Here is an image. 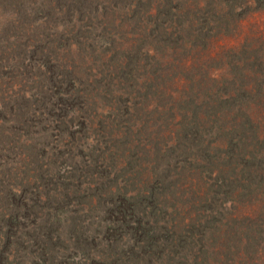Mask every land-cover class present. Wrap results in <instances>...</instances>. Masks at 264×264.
I'll list each match as a JSON object with an SVG mask.
<instances>
[{"label": "rangeland", "instance_id": "obj_1", "mask_svg": "<svg viewBox=\"0 0 264 264\" xmlns=\"http://www.w3.org/2000/svg\"><path fill=\"white\" fill-rule=\"evenodd\" d=\"M127 2L0 0V264H264V144L248 173L206 152L219 142L180 120V69L121 22ZM184 3L218 46L192 60L200 95L204 68L260 47L264 0ZM128 40L145 61L127 66Z\"/></svg>", "mask_w": 264, "mask_h": 264}, {"label": "trees", "instance_id": "obj_2", "mask_svg": "<svg viewBox=\"0 0 264 264\" xmlns=\"http://www.w3.org/2000/svg\"><path fill=\"white\" fill-rule=\"evenodd\" d=\"M151 2L153 0H128L126 8H122L125 9V14L121 17V22L124 21L140 34L141 42L146 41L155 52V49L163 53L170 51L172 58L164 62L161 69H165L166 65L180 69L174 75L178 74L177 80L182 82L177 90L184 97L179 102H176L177 98L172 99V103L179 114H183L179 118L186 121V129L194 132L203 128L212 143L219 142L218 149L215 147L206 152L219 158L224 151L229 161L242 156L244 170L248 173L251 166L248 163L253 164L254 157L251 153L246 158L245 151L250 147L260 150L262 146L255 144H264V40L258 38L262 42L260 47L252 49L249 48L252 41L241 44L238 63H229V69L218 78L209 76L211 74L208 73V68H204L206 75L200 74L197 81L203 87L199 86L200 95H195L196 83L189 75L193 70L192 60L204 55L203 61L208 66L207 62L218 56V50L211 54L218 48L215 39H207L205 35L208 33L202 32V29L195 34L192 25L185 18V0H158L155 4ZM196 40L210 41L212 44H207L200 52L194 53L193 42ZM127 43V49L122 51L123 55H129L127 66H131L139 55L145 61L147 51H143L139 45L134 46L129 40ZM219 65L222 66V62L216 64V67ZM122 71L125 73V70ZM216 80H220L221 86L220 83H214ZM211 86L214 89L209 88ZM140 87L143 90L150 89L143 82H140ZM164 91L161 85L153 90L157 98H162L160 105L163 108L166 105ZM201 166L204 168V162ZM183 169L184 172L188 170L181 168V171ZM261 182H264L263 176L259 184ZM253 185L255 186L254 182Z\"/></svg>", "mask_w": 264, "mask_h": 264}]
</instances>
